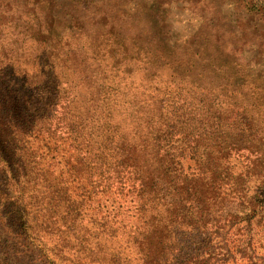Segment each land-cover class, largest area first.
Returning <instances> with one entry per match:
<instances>
[{
	"label": "trees",
	"instance_id": "obj_1",
	"mask_svg": "<svg viewBox=\"0 0 264 264\" xmlns=\"http://www.w3.org/2000/svg\"><path fill=\"white\" fill-rule=\"evenodd\" d=\"M97 1L0 0V264H264V0Z\"/></svg>",
	"mask_w": 264,
	"mask_h": 264
},
{
	"label": "rangeland",
	"instance_id": "obj_2",
	"mask_svg": "<svg viewBox=\"0 0 264 264\" xmlns=\"http://www.w3.org/2000/svg\"><path fill=\"white\" fill-rule=\"evenodd\" d=\"M87 3L93 0H85ZM235 0H99L97 6L102 10V14L114 13L113 10H107L108 2L116 3L118 12L133 16L139 23L149 24L153 20L152 15L157 14L163 20V28L167 31V40L169 42H178L177 39L187 37L197 32L202 17L208 20L213 19L216 7H222L223 10H231L232 2ZM120 4V6H117ZM148 12L143 14L141 11ZM218 12V11H217ZM151 28L148 26V30ZM264 244V238L262 239ZM264 253V249H261ZM29 264V263H28Z\"/></svg>",
	"mask_w": 264,
	"mask_h": 264
}]
</instances>
